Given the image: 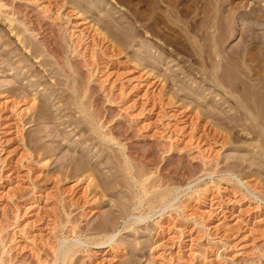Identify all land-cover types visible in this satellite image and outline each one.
<instances>
[{
  "label": "rangeland",
  "instance_id": "1",
  "mask_svg": "<svg viewBox=\"0 0 264 264\" xmlns=\"http://www.w3.org/2000/svg\"><path fill=\"white\" fill-rule=\"evenodd\" d=\"M0 264H264V0H0Z\"/></svg>",
  "mask_w": 264,
  "mask_h": 264
},
{
  "label": "bare ground",
  "instance_id": "2",
  "mask_svg": "<svg viewBox=\"0 0 264 264\" xmlns=\"http://www.w3.org/2000/svg\"><path fill=\"white\" fill-rule=\"evenodd\" d=\"M39 37H40V36H39ZM50 238H51V237H50ZM44 242H45V241H44ZM42 244H43V243H42ZM43 245H44V244H43ZM44 248H45V247H44ZM48 249H49V248H48ZM44 250H45V249H44ZM44 250H43V251H44ZM46 254H47V252H46ZM48 254H49V253H48ZM44 258H45V257H44ZM43 260H44V259H43ZM65 263H66V262H65Z\"/></svg>",
  "mask_w": 264,
  "mask_h": 264
}]
</instances>
